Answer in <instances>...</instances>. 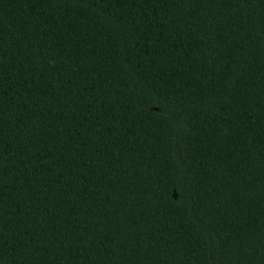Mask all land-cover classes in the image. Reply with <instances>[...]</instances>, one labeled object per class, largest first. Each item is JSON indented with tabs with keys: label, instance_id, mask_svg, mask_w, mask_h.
<instances>
[{
	"label": "trees",
	"instance_id": "16d2710c",
	"mask_svg": "<svg viewBox=\"0 0 264 264\" xmlns=\"http://www.w3.org/2000/svg\"><path fill=\"white\" fill-rule=\"evenodd\" d=\"M0 264H264V0H0Z\"/></svg>",
	"mask_w": 264,
	"mask_h": 264
}]
</instances>
